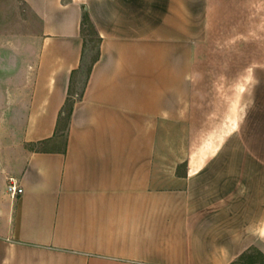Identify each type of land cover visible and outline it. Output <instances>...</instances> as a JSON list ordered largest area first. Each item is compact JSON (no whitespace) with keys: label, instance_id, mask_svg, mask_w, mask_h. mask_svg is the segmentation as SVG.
<instances>
[{"label":"crops","instance_id":"crops-1","mask_svg":"<svg viewBox=\"0 0 264 264\" xmlns=\"http://www.w3.org/2000/svg\"><path fill=\"white\" fill-rule=\"evenodd\" d=\"M186 1L11 0L35 26L29 53L1 51L10 76L0 85V264H233L264 254V103L226 119L210 161L164 156L178 152L166 139L200 121L201 38L187 34ZM86 13L101 53L65 131ZM261 65L241 68L243 86L253 80L259 93ZM12 178L24 189L17 197Z\"/></svg>","mask_w":264,"mask_h":264},{"label":"rangeland","instance_id":"rangeland-1","mask_svg":"<svg viewBox=\"0 0 264 264\" xmlns=\"http://www.w3.org/2000/svg\"><path fill=\"white\" fill-rule=\"evenodd\" d=\"M244 8H243V4ZM259 6V8H258ZM187 34L201 38L200 51L201 89H198L195 131L187 130L185 138L166 139L177 153L164 156L169 161L185 159L210 161L225 145L226 119H240L247 112L258 113L264 103V91L258 92L251 80L249 88L243 89L242 66L249 63L264 65V0H187ZM191 21V23H189ZM35 21L23 5L13 7L11 0H0V34L24 35V40L0 41L1 51L6 46H17L23 53L31 51L28 35L34 30ZM87 29H89L87 27ZM87 51L83 70L76 77L74 94H81L88 81L87 69L98 54L99 38L87 30ZM261 65V66H262ZM9 74L0 71V85L8 81ZM79 98V97H78ZM66 119V117H65ZM238 124L234 122V126ZM231 129V121L228 123ZM67 120L61 129L67 131ZM182 134V133H181ZM65 135L61 139L64 144ZM219 155V154H218ZM10 183V180H9Z\"/></svg>","mask_w":264,"mask_h":264},{"label":"trees","instance_id":"trees-1","mask_svg":"<svg viewBox=\"0 0 264 264\" xmlns=\"http://www.w3.org/2000/svg\"><path fill=\"white\" fill-rule=\"evenodd\" d=\"M87 27L89 29H87ZM87 30L91 31L92 34H96L99 38L98 54L93 59L92 64L87 69V76L89 78V76L91 75V72L93 70L94 64L100 58V53H101L100 46H101L102 38H101L99 32L97 31V29H96L90 15L88 13L85 14V16L83 18V24H82V32H83V37L85 39V49H87V40H86ZM84 64L85 63H83V66L79 70L74 71L72 74L69 97H68L67 102H66V104L63 108V111L61 113L60 123H62L64 120H67V125H69L70 120L72 118L74 106H75L76 102L79 99H81L84 95V91L81 94H77L79 98L75 97V94H74V84L76 81V77L80 73V71L84 68ZM65 117H66V119H65ZM233 264H264V254L261 253L260 251L253 250L250 253L244 254L238 261L234 262Z\"/></svg>","mask_w":264,"mask_h":264},{"label":"built area","instance_id":"built-area-1","mask_svg":"<svg viewBox=\"0 0 264 264\" xmlns=\"http://www.w3.org/2000/svg\"><path fill=\"white\" fill-rule=\"evenodd\" d=\"M7 190L12 197H17L24 192V189L13 178L10 180V183L7 186Z\"/></svg>","mask_w":264,"mask_h":264}]
</instances>
